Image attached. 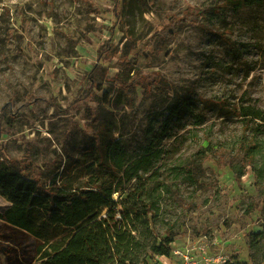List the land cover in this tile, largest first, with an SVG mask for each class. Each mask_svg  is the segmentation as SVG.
<instances>
[{
  "label": "rangeland",
  "instance_id": "374dc122",
  "mask_svg": "<svg viewBox=\"0 0 264 264\" xmlns=\"http://www.w3.org/2000/svg\"><path fill=\"white\" fill-rule=\"evenodd\" d=\"M183 95L194 104L166 122ZM241 104L264 109V0H0V156L115 183L96 146L117 140L128 167L143 161L124 191L151 189L158 232L200 264L252 263L264 225V159L234 171L244 135L264 146L225 108ZM37 243L0 221V264H39Z\"/></svg>",
  "mask_w": 264,
  "mask_h": 264
},
{
  "label": "trees",
  "instance_id": "16d2710c",
  "mask_svg": "<svg viewBox=\"0 0 264 264\" xmlns=\"http://www.w3.org/2000/svg\"><path fill=\"white\" fill-rule=\"evenodd\" d=\"M232 1L238 8L243 2L260 0ZM99 56L104 58L101 51ZM193 104L185 95L174 98L165 109V121L180 117ZM225 108L242 116L244 130L249 121L264 127L263 108L251 104ZM111 142L113 145L102 139L96 148L99 161H112L115 183L89 181L73 186L59 181L61 175L68 174L65 164V173L44 174L31 160L19 162L0 156V195L8 203L0 210V220L36 239L39 264H146L152 256L171 255L173 232L167 228L162 237L157 230L158 205L153 191L142 185L136 190L124 191L122 187L124 179L137 178L142 159L128 167L119 142ZM235 150L242 164L234 170L238 179L244 174L243 167L256 168L257 160L264 159V146L255 135H244ZM257 170L264 177V163ZM248 237L252 263L235 256L222 264L264 262V225Z\"/></svg>",
  "mask_w": 264,
  "mask_h": 264
},
{
  "label": "built area",
  "instance_id": "2783aa9c",
  "mask_svg": "<svg viewBox=\"0 0 264 264\" xmlns=\"http://www.w3.org/2000/svg\"><path fill=\"white\" fill-rule=\"evenodd\" d=\"M173 255L179 256V260L175 263L173 261ZM159 258V263L157 264H200L198 261L194 260L189 252L172 250L170 256H157Z\"/></svg>",
  "mask_w": 264,
  "mask_h": 264
},
{
  "label": "crops",
  "instance_id": "0c3cea01",
  "mask_svg": "<svg viewBox=\"0 0 264 264\" xmlns=\"http://www.w3.org/2000/svg\"><path fill=\"white\" fill-rule=\"evenodd\" d=\"M3 198V197H2ZM4 199V198H3ZM5 200V199H4ZM6 201V200H5ZM7 202V201H6ZM7 205H8V203H7ZM6 207V206H5ZM4 207V208H5ZM1 222H3L4 224H6V225H8V226H10V227H12V228H15V229H17V230H19V231H21V232H23V233H26V234H28L26 231H24V230H22V229H20V228H17V227H15V226H13V225H11V224H8V223H6V222H4V221H2V220H0Z\"/></svg>",
  "mask_w": 264,
  "mask_h": 264
}]
</instances>
